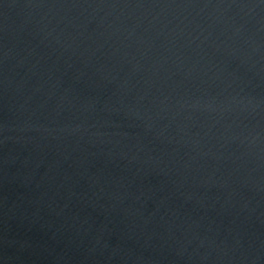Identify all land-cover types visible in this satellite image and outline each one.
I'll use <instances>...</instances> for the list:
<instances>
[{
    "label": "water",
    "instance_id": "water-1",
    "mask_svg": "<svg viewBox=\"0 0 264 264\" xmlns=\"http://www.w3.org/2000/svg\"><path fill=\"white\" fill-rule=\"evenodd\" d=\"M0 264H264V0H0Z\"/></svg>",
    "mask_w": 264,
    "mask_h": 264
}]
</instances>
